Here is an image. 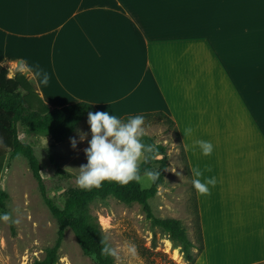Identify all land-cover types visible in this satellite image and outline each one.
Segmentation results:
<instances>
[{"label":"crops","instance_id":"obj_1","mask_svg":"<svg viewBox=\"0 0 264 264\" xmlns=\"http://www.w3.org/2000/svg\"><path fill=\"white\" fill-rule=\"evenodd\" d=\"M2 66L51 109L171 119L191 180L217 178L193 264H264V0H0Z\"/></svg>","mask_w":264,"mask_h":264},{"label":"rangeland","instance_id":"obj_2","mask_svg":"<svg viewBox=\"0 0 264 264\" xmlns=\"http://www.w3.org/2000/svg\"><path fill=\"white\" fill-rule=\"evenodd\" d=\"M87 117L88 114L60 143L17 125L19 139L32 147L38 159L46 195L59 206L67 198L68 189L77 187L78 168L87 163L84 149L91 139ZM145 128L146 136L166 148L167 160L162 168L153 166V171L163 173V181L149 200L151 210L160 219L179 220L188 239L197 245L194 188L178 135L174 127L156 116L145 118ZM78 131L88 133L85 141H80ZM70 138L77 140L75 149ZM5 154L0 173V193L4 192L7 197L2 202L0 214L10 213L15 222L0 221V264H32L34 260L43 258L46 248L54 244L57 224L42 200L26 160L22 156ZM90 212L98 219L103 237H107L108 243L119 251L118 257H113L114 264H187L181 248L162 230L151 227L138 204L127 205L108 198L92 203ZM126 242L135 245V256L124 249ZM195 252L191 249L193 256ZM58 256L57 264H96L93 257L82 253L69 229L65 232Z\"/></svg>","mask_w":264,"mask_h":264},{"label":"trees","instance_id":"obj_3","mask_svg":"<svg viewBox=\"0 0 264 264\" xmlns=\"http://www.w3.org/2000/svg\"><path fill=\"white\" fill-rule=\"evenodd\" d=\"M8 74L6 67H0V173L6 159L5 152H8L12 157L22 156L37 183L44 204L57 224V237L54 244L46 248L43 258L34 260L32 264H57L58 252L68 229L74 234L84 255L93 257L96 264H114L112 256L101 255L102 245L100 241L104 238L102 229L98 219L90 212L92 203L108 198L117 199L127 205L138 204L151 227H157L167 234L169 239L181 248L187 264H193L195 257L202 251V237L196 202L197 245L188 239L186 230L179 220L160 219L151 210L149 200L154 197L158 186L163 181V173L160 170H158L161 173L160 178L155 183H151L148 189H142L140 184L136 182H131L126 186H121L115 182H104L101 188H93L91 191L72 187L66 192L67 198L61 206L46 195L38 159L32 147L19 139L17 125L21 124L27 131L35 135L50 137L55 143H60L73 132L76 125L89 112L96 111L90 104L84 102H77L61 108H48L34 98V89L23 74L16 73L13 77H9ZM141 115L144 118L160 117L164 119L167 125L174 127L176 131L172 120L162 113ZM133 116H127L122 120L126 121ZM176 134L178 135L177 131ZM143 140L146 144H155L148 136H145ZM157 146L159 149L158 157L147 164L142 163L141 174L145 169L153 170L155 165L162 168L166 164V148L162 145ZM6 197L4 192L0 193V208L3 207L2 202ZM191 249H196L194 256L191 254Z\"/></svg>","mask_w":264,"mask_h":264},{"label":"clouds","instance_id":"obj_4","mask_svg":"<svg viewBox=\"0 0 264 264\" xmlns=\"http://www.w3.org/2000/svg\"><path fill=\"white\" fill-rule=\"evenodd\" d=\"M49 77L44 74L41 83L47 85ZM87 123L90 126L91 139L84 149L87 163L78 168L76 185L82 190L91 191L99 189L104 182H115L126 186L136 182L142 187L150 186L161 176L159 171L145 169L141 174V164H147L159 155L156 144H146L143 138L147 135L145 118L136 115L126 121L111 115L107 111L89 112ZM194 132L192 127L185 128L183 135L191 136ZM81 142L85 141L88 133L78 131ZM73 149L77 147V140L70 138ZM187 148V145L185 146ZM199 148L203 156H211L214 145L210 141L196 139L193 141L192 149ZM191 184L198 196L211 195V187L217 184L215 176L206 177L205 172H211L210 166L203 169L199 166L190 168ZM0 221H12L10 213L0 214ZM15 222V221H12ZM101 255L118 257L119 251L108 243L107 237L100 241ZM124 249L129 255H136L134 244L126 242Z\"/></svg>","mask_w":264,"mask_h":264}]
</instances>
